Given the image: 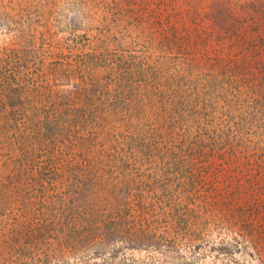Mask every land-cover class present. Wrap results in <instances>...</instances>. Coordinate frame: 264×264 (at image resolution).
<instances>
[{"label":"rangeland","instance_id":"374dc122","mask_svg":"<svg viewBox=\"0 0 264 264\" xmlns=\"http://www.w3.org/2000/svg\"><path fill=\"white\" fill-rule=\"evenodd\" d=\"M57 257L264 264V0H0V264Z\"/></svg>","mask_w":264,"mask_h":264},{"label":"trees","instance_id":"16d2710c","mask_svg":"<svg viewBox=\"0 0 264 264\" xmlns=\"http://www.w3.org/2000/svg\"><path fill=\"white\" fill-rule=\"evenodd\" d=\"M182 144H183V148H181V146H180L179 151L173 154L174 157L176 158L175 161L178 160L177 154H179L183 158V162H185V161L189 162L191 160V159H189V155L190 156L191 155L192 156L197 155V154L199 155L200 152H202V151L205 152V148H208L212 151H214V150L216 151V149H219L221 146H223L222 143H218V145H216V143L214 145H207V144L203 145V144H195V143L193 144L188 139H185V141ZM208 149H206V150H208ZM151 152H153L152 149H151ZM153 154H157V153H153ZM174 164L175 163L169 164L168 168L172 169ZM109 223H112V222H107V223H104L103 225H96L95 228L101 232L100 233L101 236L98 234L97 236L92 237L89 240L90 245H88V246L98 247L101 251L102 250L101 248L105 244V239H108L109 236H113V235H116V237L122 238V240H127L126 241L127 244H129V246H133L136 249H138V248L146 249V248H153L154 247L156 250H160V249H162V245H164L163 237L159 233H156L155 230H153V227L152 228L139 229L137 232L131 231L130 237H124L123 235H126V233H127L125 230L114 231V229L108 225ZM85 241H86V239H85ZM72 253L74 254L75 250L73 252H71V254ZM99 254H101V253H99ZM55 260L58 262V264H62L60 262V260H61L60 258L57 257ZM103 263H105V262H103ZM91 264H101V263L100 262H98V263L97 262H94V263L91 262ZM131 264H133V263H131ZM134 264H136V263H134ZM149 264H156V263L154 261H150Z\"/></svg>","mask_w":264,"mask_h":264}]
</instances>
